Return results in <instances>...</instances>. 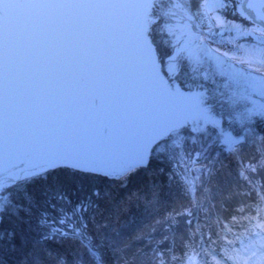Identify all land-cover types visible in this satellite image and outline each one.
Instances as JSON below:
<instances>
[{"label":"snow or ice","instance_id":"6c2138e0","mask_svg":"<svg viewBox=\"0 0 264 264\" xmlns=\"http://www.w3.org/2000/svg\"><path fill=\"white\" fill-rule=\"evenodd\" d=\"M158 22L172 38L163 71L151 39ZM181 62L194 73L207 65L220 78L224 102L239 108L244 134L226 133L219 142L240 157L264 123V0H0V264L10 257L11 264H264V184L248 175L264 172V136L258 160L239 171L252 187L225 194L217 208V169L199 163L204 153L169 151L178 147L169 139L192 121L183 111L160 115L162 105L191 99L199 110L192 131L220 127L202 93L189 98L170 85ZM165 167L187 203L155 220L152 231L185 223L181 254L97 242L107 225L89 212L157 203L158 186L147 177ZM141 174L144 186L130 190ZM67 176L95 178L110 190L93 187L72 204L57 188L54 198L71 207L50 205L53 215L37 186L62 185ZM235 196L236 205L226 203Z\"/></svg>","mask_w":264,"mask_h":264},{"label":"trees","instance_id":"16d2710c","mask_svg":"<svg viewBox=\"0 0 264 264\" xmlns=\"http://www.w3.org/2000/svg\"><path fill=\"white\" fill-rule=\"evenodd\" d=\"M229 19H238L233 17L229 12L227 14ZM161 22L153 26L151 39L153 40L154 47L156 49L157 58L160 61L162 69L163 58L171 51V45L169 43L170 37L159 30ZM163 70V69H162ZM178 80V79H177ZM178 82L183 85L181 80ZM185 86V85H183ZM186 87V86H185ZM215 92V91H214ZM210 87L205 88V99L209 101V107L212 110L221 108L220 119L221 129L213 128L211 126H205L204 132H194L193 127L188 123L186 126L181 127L178 130V135L169 139V144L175 139L178 147L170 148V152H175L183 155L190 154L194 149L197 152H203L199 163L209 164V166L217 169L216 175L213 178V187L211 189L212 203L219 205L225 203L223 196L227 193L233 192H248L252 185L248 184L239 176L241 164H247L250 161L258 160L260 152L258 149L261 147L260 137L264 136V123H258L256 126V135L249 137L243 147V151L240 153V157L236 158L231 156L224 150V145L219 141L223 134L230 133L235 137H239L244 134L243 129L248 125H240L236 120L230 118L227 115L228 105L222 106L216 103V99H221L216 96ZM208 95H207V94ZM196 127V126H195ZM226 127L230 130L227 131ZM225 128V129H222ZM214 162V163H213ZM195 175V173H193ZM255 178L257 185L264 184V172L250 173L248 174ZM171 176V172L165 167L163 175L150 171L148 177L155 181L158 186L159 198L158 202L154 204L146 203H134L130 208L121 206L117 203H113L111 207H108L103 215L99 212H89V216L95 215V220L99 224H106L107 227H100L97 231V242L104 240L107 237L115 244H130L131 250L136 248H142L148 251L151 247L157 245L167 255H170L169 248H173L177 255L183 251V241L187 238V225L183 222L177 226L169 228L167 224L156 225L155 231H152L155 220L162 218L167 212L174 206H178L182 203H187V198L182 194L181 186L177 182V178L173 177L172 180H168L165 177ZM146 177L141 174L133 177L129 182V189L135 190L137 187H143ZM97 187L101 191L110 190V186L95 178L84 177H72L67 176L62 181V185H50L45 183L43 188H38V198L41 200L43 207L47 208L53 215L56 214L55 209L50 205H55L59 208H69L71 204L57 201L55 193L57 188L64 191L69 200L74 204L80 197L85 195L91 188ZM46 190V191H44ZM42 192V194H40ZM45 199L48 201L44 204ZM241 200V197L235 196L231 201L226 202L230 205H236ZM251 202V201H249ZM201 222H203L204 213H200ZM13 224L5 223L4 227H13ZM195 227V222L193 224ZM140 232L145 234V239L134 240L132 237ZM150 234V235H149ZM168 239L164 241V237ZM151 240V243L148 241ZM163 241V243H159ZM104 251V249H101ZM10 264L15 257H10Z\"/></svg>","mask_w":264,"mask_h":264},{"label":"rangeland","instance_id":"374dc122","mask_svg":"<svg viewBox=\"0 0 264 264\" xmlns=\"http://www.w3.org/2000/svg\"><path fill=\"white\" fill-rule=\"evenodd\" d=\"M174 23H180L179 19L177 18L174 21ZM171 40H172V38L170 37V41ZM168 56L169 55H167V56H165L163 58V61H162V67H163V69L165 67V62L167 61ZM203 73H207L208 74V79H204ZM167 79H169V83H171L172 81L181 80L183 82V85L186 86L185 88H187V89H190V88L191 89H196L197 92H198V93L197 92L196 93L197 94H199V93L201 94L202 93L204 97H205V88L207 90V87H210L213 90V92L215 91L214 92L215 93V98H216V96L218 98H221V99H216L215 102L221 104L222 106H224L226 104L224 102V100L222 99L221 95H220V93L224 91V89L222 87V84H221V81H220V78L219 77H213L211 75V72L208 69V66L207 65H204V68L202 69V72L201 73H194V72L191 71L190 66L186 62H181L179 64L178 69L175 72V74L171 78H167ZM211 100H212L211 97L209 98V100L205 99V107L208 109V112L211 115H213L216 119H218L220 121V124H221V119H220V116L221 115H220V112L222 110L219 111L221 108H217L215 110H212L209 107V101H211ZM238 111H239V108L236 109L235 111L229 108L227 110V115L230 116V118L236 120L235 119V115H236V112H238ZM185 116L192 121V123H189V124L193 128H195V126H196L195 121H196V118L199 116V110L196 107V105H195L194 102H193V105H192V109L191 110H188L186 112ZM221 127L222 126L220 125V127L218 129L220 130ZM222 129H225V128H222ZM226 130L229 131L230 128L229 127H226ZM176 135H178V133ZM10 162L11 161H8V164Z\"/></svg>","mask_w":264,"mask_h":264},{"label":"water","instance_id":"95a60500","mask_svg":"<svg viewBox=\"0 0 264 264\" xmlns=\"http://www.w3.org/2000/svg\"><path fill=\"white\" fill-rule=\"evenodd\" d=\"M153 47H154V45H153ZM170 85L173 88L178 89L179 92L182 93L185 97H189L190 96L189 93L191 92V90H195L197 92L196 89H191V88L190 89H186V88H182L181 86H179L177 84L176 81H172ZM192 105H193V101L191 99L185 100L183 102H173V101H170L166 105H162L161 106V108H160V115L161 116H168V115H171L173 112H180V111H183V113L185 115L188 110H191L192 109Z\"/></svg>","mask_w":264,"mask_h":264},{"label":"bare ground","instance_id":"6f19581e","mask_svg":"<svg viewBox=\"0 0 264 264\" xmlns=\"http://www.w3.org/2000/svg\"><path fill=\"white\" fill-rule=\"evenodd\" d=\"M190 96L189 98L191 97H194L197 95L196 91L195 90H191V92L189 93ZM52 131V134L55 135V131L54 130H51ZM62 134H67L69 136V138H71V133H62ZM20 135H23V136H33V135H38V133L36 131H25L23 129L20 130ZM11 163V162H10Z\"/></svg>","mask_w":264,"mask_h":264},{"label":"flooded vegetation","instance_id":"af4514ba","mask_svg":"<svg viewBox=\"0 0 264 264\" xmlns=\"http://www.w3.org/2000/svg\"><path fill=\"white\" fill-rule=\"evenodd\" d=\"M6 164H8V161L6 162Z\"/></svg>","mask_w":264,"mask_h":264}]
</instances>
